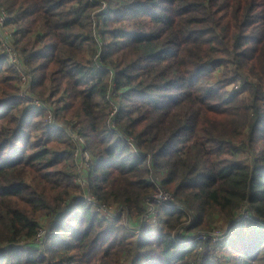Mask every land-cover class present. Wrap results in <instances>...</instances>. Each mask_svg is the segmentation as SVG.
<instances>
[{
  "label": "trees",
  "instance_id": "16d2710c",
  "mask_svg": "<svg viewBox=\"0 0 264 264\" xmlns=\"http://www.w3.org/2000/svg\"><path fill=\"white\" fill-rule=\"evenodd\" d=\"M0 8L45 108L19 96V73L0 53V264H264V0ZM47 109L61 126L48 124ZM66 131L90 155L85 193L114 218L73 182ZM149 176L175 202L156 207V231L135 235L154 192ZM239 210L249 218L235 222ZM221 224L222 263L220 241L195 239Z\"/></svg>",
  "mask_w": 264,
  "mask_h": 264
},
{
  "label": "built area",
  "instance_id": "2783aa9c",
  "mask_svg": "<svg viewBox=\"0 0 264 264\" xmlns=\"http://www.w3.org/2000/svg\"><path fill=\"white\" fill-rule=\"evenodd\" d=\"M106 4L104 2L101 3L100 11H105ZM7 19V13L4 9L0 8V50L4 53L6 59L8 60L9 64L19 73V96L23 99H29L32 98V105L36 109H45L43 102L35 95L29 93L30 88V75L27 73V70H25L24 66L22 65L21 59L17 52L15 51L14 47L8 42L7 36L9 34L7 28L5 27V22ZM112 110L109 113L108 116V122H109V128L112 131L114 129V122L113 118L116 115V106L113 103V101H110ZM46 106V105H45ZM48 111V119L47 122L52 127L57 128L58 126H61L56 121L54 122L55 116L51 109H47ZM68 135L71 137L72 143L74 145L73 150V159L78 162V165L76 167H88V161L90 159V155L86 149L84 138L76 133H73L70 131H66ZM123 139L126 140V142L133 147V141L130 138L123 137ZM151 183L154 185V192L150 194L144 201L146 212L140 219V225L134 229H130L133 234H138L140 232V228L143 225H147L149 223V220L151 218H154L157 220V214H156V207H164V208H170L172 207L173 203L175 202L174 197L167 191H164L154 180L153 176H149ZM73 181L80 185H85L86 180L83 176L76 175L73 178ZM84 198L89 201V204L92 205V207L99 212L101 215L107 217V218H114L117 214V210L114 207L106 206L104 204L98 203L94 200V198L90 195H87L86 193L83 195ZM177 209H181L180 206H176ZM249 218L248 213L246 210H241L239 212V215L236 217L235 222H238L241 218ZM190 218L187 219L185 222L186 224L189 223ZM261 225L264 226V223L259 222ZM228 228L226 231L219 232V231H211L209 233H200L196 236L195 239H211L212 241H221L223 238H225L228 235ZM225 235V236H224ZM45 236V227H41L36 235L34 236L33 240L36 243H41L43 237ZM224 236V237H222ZM172 238L174 240L182 241V239H179L178 234L173 232Z\"/></svg>",
  "mask_w": 264,
  "mask_h": 264
},
{
  "label": "rangeland",
  "instance_id": "374dc122",
  "mask_svg": "<svg viewBox=\"0 0 264 264\" xmlns=\"http://www.w3.org/2000/svg\"><path fill=\"white\" fill-rule=\"evenodd\" d=\"M0 53H2V51L0 50ZM62 117H61V115H59L58 117H57V119L59 120V121H56L57 123H59V124H61V121H60V119H61ZM73 163H74V173H75V176L76 175H79V176H83L84 178H85V180H86V182H87V179H86V171H85V169L87 168V167H84V168H82V167H76V165H78V162H76L74 159H73ZM74 182V181H73ZM75 183V182H74ZM76 185H78V186H80V188L82 189V192H83V194H85V186H86V184L85 185H80V184H77V183H75ZM241 210H239L238 212H240ZM152 220H154L155 221V230H157V228L159 227V222L156 220V219H154V218H151ZM150 219V220H151ZM41 223L43 224V221L41 220ZM41 224V225H42ZM44 225V224H43ZM224 226L225 225H220V227L219 228H217V229H215L216 231H219V232H223V231H226V228H227V226H226V228H224ZM225 236V235H224ZM224 236H222V237H224ZM226 239H228V236H227V238ZM222 241H225V239L224 240H221L220 241V244H219V247L217 248V249H215L214 250V253H215V255H216V257L220 260V263H222V262H224V260H225V255H228V252H227V249H226V247L224 246V244H223V242ZM221 245V246H220ZM204 254H205V252H204Z\"/></svg>",
  "mask_w": 264,
  "mask_h": 264
},
{
  "label": "crops",
  "instance_id": "0c3cea01",
  "mask_svg": "<svg viewBox=\"0 0 264 264\" xmlns=\"http://www.w3.org/2000/svg\"><path fill=\"white\" fill-rule=\"evenodd\" d=\"M147 227H149L151 229V231H156L155 230V221L154 220H149V223H147L146 225Z\"/></svg>",
  "mask_w": 264,
  "mask_h": 264
}]
</instances>
